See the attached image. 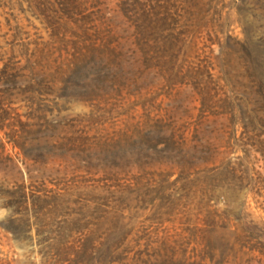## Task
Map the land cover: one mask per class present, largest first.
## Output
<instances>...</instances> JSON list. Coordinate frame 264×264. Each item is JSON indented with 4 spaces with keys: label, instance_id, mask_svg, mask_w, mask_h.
<instances>
[{
    "label": "rangeland",
    "instance_id": "obj_1",
    "mask_svg": "<svg viewBox=\"0 0 264 264\" xmlns=\"http://www.w3.org/2000/svg\"><path fill=\"white\" fill-rule=\"evenodd\" d=\"M0 264H264V0H0Z\"/></svg>",
    "mask_w": 264,
    "mask_h": 264
}]
</instances>
